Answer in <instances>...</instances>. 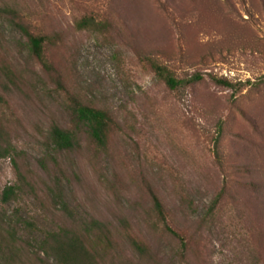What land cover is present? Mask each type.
Here are the masks:
<instances>
[{
    "label": "rangeland",
    "instance_id": "obj_1",
    "mask_svg": "<svg viewBox=\"0 0 264 264\" xmlns=\"http://www.w3.org/2000/svg\"><path fill=\"white\" fill-rule=\"evenodd\" d=\"M85 15L109 26L77 28ZM24 30L49 37L45 65ZM147 58L201 79L170 89ZM74 100L110 113L106 145L75 120ZM0 120L14 147L0 158V222L34 224L17 228L31 257L35 227L74 226L65 201L108 228L99 264H264V0H0ZM53 125L78 145L53 149ZM9 184L21 191L4 203ZM35 256L25 260L46 259Z\"/></svg>",
    "mask_w": 264,
    "mask_h": 264
},
{
    "label": "trees",
    "instance_id": "obj_2",
    "mask_svg": "<svg viewBox=\"0 0 264 264\" xmlns=\"http://www.w3.org/2000/svg\"><path fill=\"white\" fill-rule=\"evenodd\" d=\"M3 11V10H2ZM19 27H22L18 24ZM75 26L79 29H89L94 31H102L109 23H105L96 19L93 15H85L75 22ZM26 29V28H24ZM27 37L28 49L44 65L46 64L43 58V45L49 41V37L44 34H33L28 30H24ZM154 74L161 79L170 89L177 86L201 79L199 74H195L189 79L175 78L173 72L165 65L157 61L147 58ZM10 76V73H7ZM213 81L225 87H233L230 81L226 78L212 77ZM72 113L75 120L83 125L85 132L99 146H104L108 143L113 120L110 113L102 108L88 103H82L74 100L72 103ZM8 133L4 123L0 120V158L9 156L14 147L11 140L8 138ZM48 138L55 150H72L78 145L75 134L68 129L53 125L48 133ZM25 180V179H24ZM21 191V187L17 185H6L1 192V201L4 203L17 198ZM153 208L157 218L163 225V230L177 237L182 246L185 245L184 236L172 229L166 222L165 210L159 198L151 193ZM62 209L67 217L70 218L74 226L58 227L40 232L36 227L30 232L29 238L36 243V251L33 256L37 260L42 261L38 257L39 252H42L46 259L42 264H99L96 249L101 247L104 250V241L108 243L109 230L104 223L95 219L85 220L75 213L77 211L69 209L65 201H62ZM66 206V207H65ZM74 219V220H72ZM24 224L31 227L34 224L25 218H3L0 222V264H26L32 259L30 252L25 248L19 247L17 228ZM127 229H125L126 232ZM39 236L40 238H37ZM126 236L131 245L139 254L147 253L146 245L132 236L128 231ZM27 243V242H26ZM97 244L100 246H97ZM28 247H32L27 243Z\"/></svg>",
    "mask_w": 264,
    "mask_h": 264
}]
</instances>
